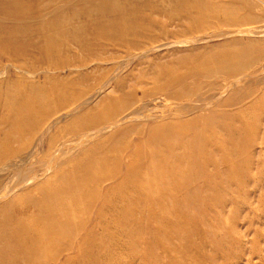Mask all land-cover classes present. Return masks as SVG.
Instances as JSON below:
<instances>
[{"label": "bare ground", "instance_id": "6f19581e", "mask_svg": "<svg viewBox=\"0 0 264 264\" xmlns=\"http://www.w3.org/2000/svg\"><path fill=\"white\" fill-rule=\"evenodd\" d=\"M65 1L68 6L64 13L46 20L55 3ZM68 1L0 0V18L8 21H0V66L14 68L33 79L35 70L48 75L44 86H29V96L17 102L11 97L9 102L17 105L14 112L6 113L8 108L4 107L0 110V165L5 164L0 179L8 177V184L0 188V241L7 251L11 242H27V249L38 248L42 233L55 232L61 223L73 226L69 223L71 214L80 213L83 206L93 204L98 197L114 196L120 188L128 190L132 177L161 182L163 175L157 172L156 165L147 163V158L156 154L158 146L180 145L187 151L191 144L182 142L183 132L210 128L209 124L201 126L202 117L197 115L208 113L203 120L210 121L223 114L216 111L215 102L237 86L231 80L239 72L258 66L251 76H258L259 84L264 86V49L241 63L235 56L220 63L218 69L213 66L222 52H201L197 47L223 36L264 33V26L238 29L259 19L252 15L241 17L247 9L245 5L234 8L233 0H79L78 5ZM164 18L179 25L171 30L163 24ZM19 21L24 23L19 25ZM182 49H190L193 56L178 54ZM165 52L173 53L175 58L163 59ZM121 57L124 61H117ZM137 62H144L149 68L156 64L151 82L155 88L132 89L120 80L122 70ZM110 64L114 68L108 70ZM202 64L211 68L202 69ZM4 76L5 71L0 72V79ZM192 77L218 78L211 84L231 78L232 83L220 89L218 97L215 92L206 98L188 90L185 83ZM248 79L236 80L245 84ZM263 95L264 88L258 100ZM146 97L153 99L145 101ZM169 99L183 103L173 106L167 103ZM161 107L164 111L160 112ZM50 118L53 120L48 122ZM68 120L72 124L69 122L66 129L71 128L78 135L71 140L67 134L59 140L50 138ZM258 123H264L261 116ZM117 130L121 131L113 135ZM134 134L137 137L129 141ZM100 139L111 142L110 149L98 145L87 149ZM122 147L118 157L113 158V152ZM95 152L100 157L94 156ZM136 152L142 154V159L135 158ZM39 154L48 155L49 159L38 157ZM185 154L190 155L188 151ZM82 155L85 157L81 159ZM170 155L183 159L179 152L168 153L159 160L162 166ZM37 157V163L26 166ZM124 160V175L123 167L117 172L108 168L110 163L123 166ZM96 170L101 171L100 175L94 174ZM104 184L115 187L105 193ZM38 225L43 226L42 231ZM69 235L74 236L71 229Z\"/></svg>", "mask_w": 264, "mask_h": 264}, {"label": "rangeland", "instance_id": "374dc122", "mask_svg": "<svg viewBox=\"0 0 264 264\" xmlns=\"http://www.w3.org/2000/svg\"><path fill=\"white\" fill-rule=\"evenodd\" d=\"M68 2H71L70 5L79 4V0ZM240 4L247 7L241 17L252 15L259 19L238 28L239 30L264 26V0H233L232 6L236 8ZM67 6L66 1L56 2L49 10L46 20L57 18ZM0 21L8 22L2 18ZM23 23L19 21L17 24ZM163 24L173 30L179 22L169 23L164 18ZM197 47L201 52L215 53V50H220L222 53L220 52L221 55L213 66L219 69L220 63L230 61L235 56L240 59V63L245 62L250 55L257 56L264 49V33L247 37L235 34L223 36L198 44ZM165 54L163 59L175 58L171 52ZM178 54L193 56L190 49H182ZM123 59L121 57L117 61H124ZM239 66L240 64L235 67ZM107 67L108 70L114 68L111 64ZM207 67L201 65L202 69L211 68ZM258 68L248 69L249 74L239 72L240 75L227 82L221 78L216 84L210 82L218 79L214 77L210 80L203 77L187 79L185 84L188 90L206 98L213 97L215 92L216 95L220 89L228 87L231 81L237 85L221 101L215 102L216 111L223 112L222 115L213 117L210 121L203 120L209 116L208 113L197 115L202 117L201 126L210 125L208 130L196 132L190 129L183 132L182 142L191 144L187 150L189 157L185 154L187 151L180 149V145L158 146L156 154L147 158V163L153 167L156 165L157 172L163 175L161 182L151 181L144 176L130 178L128 190L120 188L114 196L98 197L93 204L83 206L80 213L71 214L69 223L73 226L61 223L62 226L59 225L55 232L47 235L42 233L37 243L38 248L27 249L30 245L27 242H11L12 247L7 251L5 244L0 241V264H264V123H258L260 116L264 122V95L258 100L264 86L259 84L258 76H251ZM155 70L156 64L149 68L144 62H137L121 71L120 80L125 83V87L132 89L135 86L140 90L153 89L155 87L151 86V82L156 75L153 72ZM3 71L5 76L0 79V110L2 107L8 108L6 113L17 109L15 103L9 102L11 97L17 102L18 99L29 96L28 88L32 84L42 87L47 83L48 75L39 74L40 70L34 71V79L14 68L1 65L0 72ZM247 76L248 82H239L240 78L243 80ZM22 80L26 83H22ZM152 99L146 97L144 100ZM167 101L173 106L183 103L172 99ZM158 111H164V108H158ZM51 120L53 119L50 118L48 122ZM69 122L72 124L68 120L66 124L58 126L49 137L59 140L67 134L69 140L73 139L78 134L71 128L66 129ZM120 131L112 134L117 135ZM131 136L129 141L137 137L135 134ZM195 137L198 140L195 141ZM47 145L48 142L45 147ZM95 145L109 149L112 146L111 142L100 139L88 145L87 149ZM122 149L123 147L113 152L112 157H118ZM178 152L183 156L182 160L170 155L171 158L165 165L160 164L159 160L166 154ZM42 155L39 154L38 157L49 159L48 155ZM94 156L100 157L99 152H95ZM134 156L137 160L142 159L140 152H136ZM38 157L33 160L36 162L30 161L26 166L37 163ZM84 157L82 155L80 158ZM4 166L5 164L0 165V170ZM121 167V174L124 175L127 170L126 160L123 166L116 167L110 163L108 168L117 172ZM100 173V170L94 171L96 176ZM6 183L8 184V177L4 176L0 179V188ZM108 184L103 185L105 193L115 187ZM11 200L12 198L8 199L5 204ZM79 222H83V226ZM37 229L42 231L43 226L38 225ZM70 229L74 236L69 235ZM79 238L80 241H77ZM22 247L24 248L21 250ZM21 253L24 255L21 256ZM31 255L33 258H29Z\"/></svg>", "mask_w": 264, "mask_h": 264}]
</instances>
